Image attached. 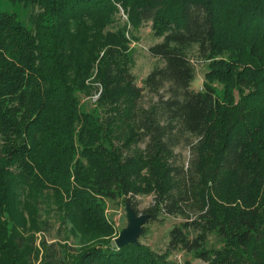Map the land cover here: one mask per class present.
<instances>
[{"label":"trees","instance_id":"trees-1","mask_svg":"<svg viewBox=\"0 0 264 264\" xmlns=\"http://www.w3.org/2000/svg\"><path fill=\"white\" fill-rule=\"evenodd\" d=\"M5 1L21 10L0 8V197L8 177L65 193L103 236L104 199L137 211L135 195L153 193L147 217H180L162 250L102 238L81 264H201L172 258L178 249L207 264H264V0ZM120 10L127 19L113 29ZM143 22L160 37L148 50L161 61L144 79L158 94L146 106L123 49ZM198 62L207 68L196 89ZM98 91L86 108L80 95ZM182 143L186 163L175 151ZM44 237L42 264H63Z\"/></svg>","mask_w":264,"mask_h":264},{"label":"rangeland","instance_id":"rangeland-1","mask_svg":"<svg viewBox=\"0 0 264 264\" xmlns=\"http://www.w3.org/2000/svg\"><path fill=\"white\" fill-rule=\"evenodd\" d=\"M0 8L16 13H20L21 10L18 4H11L5 0H0ZM117 17L121 19H115L116 21L112 25L113 29L118 24L125 23L124 21L127 19L121 10L117 13ZM128 26L129 23H127L126 28ZM132 32L135 34V37L128 35L130 40L129 45L123 49H125V54L129 60L128 63L130 62L129 68L134 76L135 84L141 89L139 102L141 105L146 106L158 99V94L145 85L144 79L155 65L161 63L160 59L153 56L148 50V46L160 39V37L155 36L150 22L140 23ZM118 46H120L119 43L113 46L115 52L118 48H122V46ZM101 54L102 51L100 52ZM206 68L207 64L205 62L195 64V77L191 83L193 88L202 87ZM89 79L86 81H89ZM224 79L228 81L227 84H232V79L228 78V76ZM98 86L100 91L102 85L98 84ZM225 88L222 82L216 87L220 98H223ZM99 91L80 95V100L84 102L86 108L95 106L94 101ZM159 92H163V90L160 89ZM222 102L227 105H231L232 103V101L226 100H222ZM143 145L144 143H141V146ZM175 151L180 161L188 162L191 152L187 144L182 143L176 146ZM15 178L18 179L17 177ZM5 180L8 187L4 191V197H0L3 202L0 206L3 211L1 217L4 220L5 226L4 235H1V239L4 242V253L2 252V255H0V264H29L28 260H30V264H42L44 254L42 240L44 235L47 241H54L61 247L64 256L63 264L80 263L77 259L84 247L95 244L102 238L104 239L103 243L116 247L115 237L127 222L123 200L119 198L104 199L101 213L111 223V230L103 236L92 231L91 225L86 226L83 224L82 209L78 204L72 203L75 200L69 198L67 194L56 193L54 190L40 188L37 185L27 186L23 184L22 186L20 183H14L10 177ZM13 191L16 194L10 198V193ZM135 200L136 214H142L144 213V209L154 202V194H137L135 195ZM45 219L49 220L51 228L49 232L46 231L44 233L42 226ZM179 219V216L165 213H159L155 218L147 217L137 237L138 242L146 244L154 250L164 249L167 242V232ZM16 235L23 236L24 241L21 247H18L16 244L18 243ZM218 241L217 235L211 233L208 237L207 246L216 247L219 245ZM8 249L11 252H8ZM172 258H175L179 262L189 260L192 263L207 264L206 261L194 256L192 252H187L183 249L176 250L172 254Z\"/></svg>","mask_w":264,"mask_h":264},{"label":"water","instance_id":"water-1","mask_svg":"<svg viewBox=\"0 0 264 264\" xmlns=\"http://www.w3.org/2000/svg\"><path fill=\"white\" fill-rule=\"evenodd\" d=\"M127 222L124 227H122L115 237V244L121 246L123 244L132 242H138L137 237L142 229V224L147 218L146 213L136 214L134 208L129 202L125 203Z\"/></svg>","mask_w":264,"mask_h":264}]
</instances>
